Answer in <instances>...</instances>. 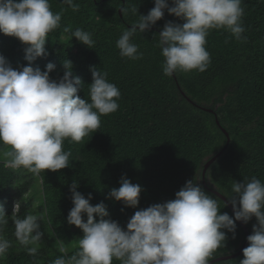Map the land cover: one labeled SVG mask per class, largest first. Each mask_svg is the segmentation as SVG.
I'll use <instances>...</instances> for the list:
<instances>
[{
    "label": "trees",
    "instance_id": "trees-1",
    "mask_svg": "<svg viewBox=\"0 0 264 264\" xmlns=\"http://www.w3.org/2000/svg\"><path fill=\"white\" fill-rule=\"evenodd\" d=\"M75 2L80 5L79 11H73L63 0H50L51 10L62 13L61 25L49 33L48 55L37 58L31 66L43 71L49 62L54 63L56 68L50 77L59 80L65 72L63 62L71 61L73 76H79L84 83L78 94L89 102L93 80L90 69L106 72L108 81L121 92L119 108L101 116L100 127L81 142L65 140L64 150L72 153L70 166L65 169L46 170L35 176L22 167L6 168L0 160V206L9 216L5 235L13 244L0 264H52L56 258L77 251L73 243L77 244L83 232L67 221L74 206L70 191L74 181L85 198L92 194L93 206L104 202L110 213L108 218L125 230L135 211L175 199L176 192L189 180L198 182L218 200L221 214L227 212L233 218L230 205L212 189L229 201L233 182L243 183L253 176L264 182V0H243L242 36L246 39L237 40L224 29L211 30L205 45L211 56L206 71L178 72L171 77L163 72L165 58L158 47V35L168 21L183 23L180 18L165 10L156 25L144 33L137 30L131 42L139 46L143 58L131 60L120 56L116 42L139 19V14L149 13L154 0ZM168 2L171 6V0ZM132 7L137 9L135 15ZM65 27L70 31L65 32ZM78 28L91 34L94 49L71 35ZM24 48L17 38L0 33V55L13 68L29 66ZM216 115L229 132V143ZM227 145L206 170V186L205 164ZM124 176L143 189L137 208L108 198L113 188L120 187ZM18 199L21 218L28 214L43 217L40 231L44 235L35 257L13 235L15 228L10 217ZM256 223L255 217L247 223L250 235ZM236 224L235 234L224 230V247L214 253L213 259L241 249L246 234L240 222ZM63 237L65 242L60 241ZM53 245L58 250L50 251ZM62 245L67 254L59 252ZM242 259L243 253L215 264H239ZM113 264L120 261L114 259Z\"/></svg>",
    "mask_w": 264,
    "mask_h": 264
},
{
    "label": "clouds",
    "instance_id": "clouds-1",
    "mask_svg": "<svg viewBox=\"0 0 264 264\" xmlns=\"http://www.w3.org/2000/svg\"><path fill=\"white\" fill-rule=\"evenodd\" d=\"M73 11H79L75 0H63ZM155 6L147 15L126 29L116 42L120 56L140 60L143 53L131 38L139 30L144 33L165 15V10L183 23L168 21L159 33L158 47L165 58L163 72L171 77L178 72H204L211 63L206 50L211 30L224 29L237 40L246 39L242 17L243 0H154ZM123 13L127 9H122ZM132 14L137 9L132 7ZM62 13L51 10L50 0H0V33L17 38L25 45L29 66L13 68L0 55V160L6 168L21 167L35 176L50 170L56 172L70 166L71 151L64 150L65 140L81 142L101 125V116L118 110L121 92L108 81V74L92 67L90 102L78 94L84 85L73 76V64L63 62L64 75L52 79L56 65L49 62L46 70L33 68L32 62L48 55L49 33L61 25ZM65 32L70 29L65 27ZM71 35L94 49L95 41L89 32L76 29ZM73 182L72 203L67 221L83 232L77 240V251L60 256L52 264H209L214 253L224 247L226 232L235 234L237 221L247 224L256 218L253 233L247 237L239 264H264V182L253 176L244 182H233L229 202L234 218L221 214L218 200L207 194L198 182L189 180L175 194V199L153 204L135 211L127 230L112 219L107 205L93 206L77 191ZM142 187L126 176L120 187L113 188L108 198L122 201L126 207L137 208ZM226 206V205H225ZM20 202H14L10 217L14 237L33 257L44 235L40 231L42 216L28 214L21 218ZM87 217L86 221L84 217ZM97 217L99 219H97ZM9 216L0 206V259L13 244L5 235ZM59 252L67 254L62 245Z\"/></svg>",
    "mask_w": 264,
    "mask_h": 264
},
{
    "label": "water",
    "instance_id": "water-1",
    "mask_svg": "<svg viewBox=\"0 0 264 264\" xmlns=\"http://www.w3.org/2000/svg\"><path fill=\"white\" fill-rule=\"evenodd\" d=\"M205 109H208V108H205ZM209 111H211V112H213L214 113V110L213 109H208ZM216 120H217V123L220 125V127L222 128V130L226 133V135H227V137H228V143L230 142V135H229V132L221 125V123H220V121H219V118H218V116L216 115ZM228 147V145L227 146H225L224 147V149L221 151V152H219V153H217L216 155H214L211 159H209V161L205 164V167H204V170H203V183L206 185V186H208V183H207V180H206V173H207V171L206 170H208L209 169V167L212 165V163L213 162H215L216 160H217V158L225 151V149ZM212 191L215 193V194H217L221 199H223L224 201H226L229 205H230V207H231V209H232V211H233V213H234V210H233V207H232V205L230 204V202L228 201V199L226 198V196L225 195H223L221 192H219L218 190H214V189H212ZM240 222V224L242 225V227L244 228V231H245V234H246V240H245V242H244V244L242 245V247H241V249L238 251V252H236V253H232V254H228V255H222L221 257H218V258H214V259H212L210 262H209V264H215V263H217V262H221V261H223V260H228V259H232V258H235V257H237V256H239V255H241L242 253H243V249L244 248H246L247 246H248V244H249V242H248V240H247V237L250 235V232H249V228H248V226H247V224H245V223H243V222H241V221H239Z\"/></svg>",
    "mask_w": 264,
    "mask_h": 264
},
{
    "label": "rangeland",
    "instance_id": "rangeland-1",
    "mask_svg": "<svg viewBox=\"0 0 264 264\" xmlns=\"http://www.w3.org/2000/svg\"><path fill=\"white\" fill-rule=\"evenodd\" d=\"M17 202H20V200L18 199L17 201H16V203ZM36 203V207L38 208L39 207V205H40V201H39V198H37V200L35 201ZM42 232V231H41ZM67 239H66V237H63V238H61V242H65ZM40 245H38V247H39ZM60 247V246H59ZM73 247H77V244L76 243H73ZM55 250H58L57 249V247H55L54 245H53V248L50 250V251H52V252H54Z\"/></svg>",
    "mask_w": 264,
    "mask_h": 264
}]
</instances>
